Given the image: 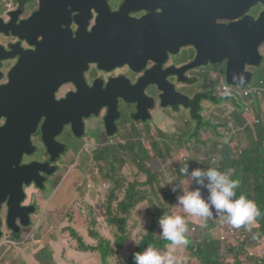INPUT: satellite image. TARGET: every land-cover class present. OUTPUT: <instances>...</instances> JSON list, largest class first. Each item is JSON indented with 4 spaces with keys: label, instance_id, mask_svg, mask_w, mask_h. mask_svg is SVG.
<instances>
[{
    "label": "flooded vegetation",
    "instance_id": "1",
    "mask_svg": "<svg viewBox=\"0 0 264 264\" xmlns=\"http://www.w3.org/2000/svg\"><path fill=\"white\" fill-rule=\"evenodd\" d=\"M251 1L246 0L241 10L232 13L229 9L234 0H0V254L11 252L13 249L9 245L14 248L16 239L14 228L11 226L13 215L8 208L10 203L14 207L16 203V198H12L16 192L13 144L15 141L24 142L25 127H21L18 119L14 120L13 112L9 109V104H6V112L11 118L9 122V118L3 114L5 110L2 109V102L4 94L8 95L10 92L5 89L10 85L11 74L19 67V62L25 63L27 60L22 85L19 84L16 91H13V98L18 95L32 97L38 101L36 103L38 109L44 107L56 112L54 115L61 120L60 123L54 122L55 130L47 137L49 143H53L54 146L51 154L44 140L43 119L33 127L35 133L31 143L35 150L32 154L24 153L20 158L19 167L33 166L34 170L31 172L26 170L29 177L23 185L26 196L22 207L38 209L41 207L39 202L41 195L54 194L52 190L62 172L63 157L72 151L79 153L84 142L91 147L95 143L97 145L105 143V140L109 142L125 130L131 133L134 127L138 129L148 123L157 127L154 123V116L157 113L164 114L171 110L178 115L188 110L189 108L181 106L162 108L165 92L170 94L171 87L176 90V95L188 97L190 105L193 98L195 100L196 96L191 97V93L178 91V82L196 85L200 84L201 79H207L210 85L207 77H201H210V74H205L202 69L214 67L216 78L212 79L211 86L213 85L218 92L217 84L222 83L223 93L230 89L225 86L227 82H233L232 78L237 72L234 67L237 66L240 68L239 71H242L237 77V82H241L244 75L248 76L250 74L248 68L243 66L244 63H248L247 60L243 61L229 55L214 56L211 49L204 48L206 17H210L214 23L216 35L220 32V27H231L246 19L249 24L264 12L262 4L257 7L258 11L260 10L259 14H255L253 7H244ZM37 14H41L39 27H34L31 20ZM81 29L87 34H95L97 39L92 40L93 49H101L103 53L110 49L111 52L101 60L97 59L103 53L96 55L95 63L89 66L83 77H78L76 72L74 82L58 85L60 80L73 73L72 64L69 65L66 75L62 74L55 78L56 82L54 78H50L49 81L47 77L41 79L36 69L39 67L35 58L37 51L39 49L42 51L46 67L48 63H63L65 59L69 64ZM193 41L199 43V49L191 45ZM206 46H210L207 41ZM126 47L130 48L131 55L126 51ZM165 48L173 50L164 51ZM197 50H201V53ZM121 53L123 58L119 59ZM5 57L8 59L5 60ZM225 58H228L226 71L223 63ZM231 63L233 67L229 75L227 67ZM188 67L193 69L185 73L182 81L178 73ZM146 74L149 86L144 88L142 82ZM151 89H155L157 94L153 93L152 96ZM22 90L24 94H20ZM202 91L206 93V90ZM80 92L84 94L81 99L89 111L84 110L78 115L81 118L90 113L91 116L87 121L83 119L82 130L78 125L75 130L73 123L62 122V112L57 113V109L68 97H76ZM198 94L197 91L196 95ZM43 97L48 98L44 104L40 99ZM144 97L154 101V110H149L148 104H143L147 102ZM139 103L141 108L149 113L151 117L149 121L137 119ZM158 104L161 108H158ZM76 108L77 102L69 106L72 122L78 116H74ZM91 120L98 123L92 124L87 130V124H90ZM10 124L12 126L9 128ZM8 129L16 132L9 133L10 139L9 136L3 137ZM67 131L81 143L70 146L63 142L62 137ZM15 151L17 154L18 150ZM36 216L37 213L29 216L30 224L26 227L19 218L15 220L16 225L21 228L18 238L27 228L34 225ZM6 246L8 248L2 252Z\"/></svg>",
    "mask_w": 264,
    "mask_h": 264
},
{
    "label": "trees",
    "instance_id": "2",
    "mask_svg": "<svg viewBox=\"0 0 264 264\" xmlns=\"http://www.w3.org/2000/svg\"><path fill=\"white\" fill-rule=\"evenodd\" d=\"M225 86L230 89L232 87L228 82ZM210 88L211 91L204 93L201 90L195 97L194 103L189 107L191 109L190 120L180 119L177 121L180 125L178 134L165 133L147 122L145 127L131 129V133L122 132L118 137L110 139L109 142L92 145L90 154L102 182L113 187L109 198L121 201L118 209L119 218L114 219L104 211L106 222L114 233L113 241L107 240L95 245L93 240V243L87 244L79 237L77 231H73V237H79L80 245L76 249L77 251L84 254H100L103 264H135L134 253L142 252L148 245L162 252L167 251L171 245L159 236L161 229L158 223L159 217L166 213L183 215L187 220L188 244L182 257L183 264H190L188 256L196 258L197 264H264V249L260 251L254 242L248 239L249 231L257 227L264 242V212H261L253 225L243 226L242 232L236 233L233 240L226 236L223 237L224 235L215 236L213 233V228L217 224L215 219L209 218L206 226L204 222L202 227L195 226L193 218L175 206L176 197L180 191L178 189L176 193H173L171 188L181 181L175 177L173 169L168 168L167 165L165 173L171 174L172 181L166 182L164 171L157 172L153 166V163L158 161L173 162L172 156L178 152L191 153V158L186 160L189 171L197 167H215L226 172L230 178L240 182L239 188L236 189V198L244 194L252 200L251 193L256 191L257 202L262 204L264 210V130L261 128V124H257L260 119L256 114L255 129H252L248 123L240 126L235 114H231L230 117L226 115L225 110L216 108L215 114H221L224 117L216 115L220 123L214 126V116L210 118V121L204 117L205 113L209 111L203 104L207 102L211 105H219L229 100L237 103V100L233 98L234 94L230 89L223 92L222 96L225 97L222 100L217 90L215 91V87L212 85ZM241 130H246V137L251 140L249 145L242 144L236 138L237 132H241ZM204 133H211L223 141H226L228 136L230 142L223 145L229 150H227L225 159L221 154L215 161L211 159V154L215 155L219 152L216 148L223 146L219 143H212L211 146L215 144L214 149L209 150L210 140L203 141ZM199 135L200 140H198ZM257 141H259L258 149L252 150L254 142ZM192 144L195 146L194 148H191ZM188 146L190 148L186 149ZM181 166L175 168L178 177ZM256 171L258 172L257 178L252 176ZM130 176H132L133 182L130 180ZM179 178L183 179L184 177ZM40 239L41 237L38 235L36 240ZM51 239L56 238L52 235ZM16 241H21L18 235L14 242ZM9 246L13 250L8 254L6 252L0 254V264H23L11 257L14 248L12 245ZM41 247L40 243L33 245L32 252L36 263L57 264L55 249L52 245L47 244ZM6 248L8 247H4L2 252L6 251ZM179 248L176 247L174 251L173 247L172 250V253L176 252L177 257L180 255ZM251 252L254 255H251ZM230 257H235V261L231 262Z\"/></svg>",
    "mask_w": 264,
    "mask_h": 264
},
{
    "label": "rangeland",
    "instance_id": "3",
    "mask_svg": "<svg viewBox=\"0 0 264 264\" xmlns=\"http://www.w3.org/2000/svg\"><path fill=\"white\" fill-rule=\"evenodd\" d=\"M264 6V3L262 4ZM255 14H259L257 8L254 9ZM254 14V13H253ZM246 20H242L239 23H245ZM247 23V22H246ZM249 63H244L243 66L248 68V73H253L255 75V80L252 83L253 85H259L262 80H264V59L260 62L261 69H253L254 66L252 65L255 63L254 59H247ZM254 60V61H253ZM251 62V63H250ZM225 64L224 69L226 71V64H228V58H225L223 61ZM195 65H198L195 63ZM215 66V65H214ZM222 66V65H220ZM195 67V66H193ZM204 70L205 74L209 76H201L207 77L211 84L212 79L216 78L214 76V67L202 69ZM195 75V74H194ZM196 77V75H195ZM238 74L235 72L234 77L232 78V87L231 90L234 94L233 98L237 100V103H233L232 100L228 102H222L221 104H210L205 102L203 105L209 111L205 113V118L210 121V118L214 116V126L220 123V120L217 118L215 114L216 108L223 109L227 112L226 115L231 117V114H235V117L238 118V124L240 126L245 125L247 123L246 118L251 122V116L257 117L261 120V128L264 130V92L260 94H254L252 92L244 91L242 89L237 90L235 88V84L237 82ZM197 78V77H196ZM217 81V79H216ZM200 84H181L177 83V88L179 92H184L187 94L188 92L191 93V97H195L196 92L201 90L211 91V84L207 79L200 80ZM217 87L219 89L218 95L221 96L222 99L225 96H222V83H218ZM155 89H151V95L157 94L154 91ZM244 93L250 95L249 99L244 97ZM185 97V96H183ZM189 100L188 97H185ZM223 100V99H222ZM190 101V100H189ZM194 103V98L191 104ZM158 108L159 104H158ZM158 108L155 110L158 111ZM249 109L247 112L246 110ZM190 112L191 109L182 111L180 114H175L168 110L166 113H157L154 116V123L157 125L156 128L159 130H163L165 133L168 134H178L180 125L177 123L180 119H189L190 120ZM217 112V110H216ZM89 118L86 119V121ZM98 121L91 120L90 124H87V130L90 129L92 124H97ZM255 129V128H252ZM223 130V129H222ZM95 130L93 129L92 132ZM125 133L128 134L129 131L125 130ZM237 137L241 143L244 145H249L251 140L247 138L246 130L241 132H237ZM235 135V136H236ZM203 141H209L210 144L208 145L209 150L214 149V145L219 143L221 146L225 145L226 142L220 140L218 137H215L211 133H204ZM220 137V136H219ZM234 138V137H233ZM200 140V135L199 139ZM62 141L67 143L70 146H77L81 142L79 140H75L71 132L67 131L64 136L62 137ZM232 141V140H231ZM105 142H107L105 140ZM111 142H113L111 140ZM258 142H254L252 150L258 149ZM84 142L82 147L79 150V153L69 152L67 155L63 157V168L62 172L56 180V186L52 190L54 192L53 195H41L40 202V213L38 216L34 218V225L30 228H27L25 232L20 236L21 241H16L14 245V252L11 256L14 259L19 260L23 264H38L36 263L35 259L33 258V245L36 243H40L43 246L50 244L52 245L53 249H55V259L57 264H103L102 256L100 254L88 253L84 254L76 249L78 248L79 244V237L82 238L83 242L87 244L93 243L95 241V245L98 243L106 242L107 240H114V233L112 228L106 222V217L104 215V211L108 213L112 218L118 219L119 213L118 209L120 208L119 205L121 201H118L113 198H109L110 191L113 188L110 184L102 182V178L99 175V171L95 166L94 160L92 155L90 154L91 145ZM95 143V141H93ZM212 143H215L211 146ZM240 143V144H241ZM195 146L192 144L191 148ZM190 146L186 147L189 149ZM218 153L211 154V159L215 161L218 159V155L225 159L227 155V150L225 146L217 147L216 148ZM229 151V150H228ZM212 153V152H211ZM192 154L187 152H178L174 156V161L165 160L158 161L157 163H153L154 169L157 172L165 173V170L168 168L173 169V174L176 178H178L181 182H179V186L181 189L187 191L189 188L195 187V185H191L190 179L184 177L180 179L178 174L175 173V168L179 165H183L187 163L186 160L191 158ZM202 161V160H200ZM188 164V163H187ZM236 172V170H235ZM130 175V174H129ZM252 176H258V172H254ZM241 179L240 177H238ZM130 180L133 182L132 176H130ZM165 180L166 182L172 181L171 174L168 175L165 173ZM46 187L48 184H45ZM62 188L61 190H59ZM33 193V192H32ZM48 194V193H47ZM57 194V195H56ZM181 194V193H180ZM252 200H254L260 209V212H264L262 209V204H258L256 191L251 193ZM61 199V200H60ZM182 210V209H181ZM183 211V210H182ZM136 214V213H134ZM190 218L193 216L187 214ZM216 220V226L213 228V233L215 236L217 235H224L230 240H233V233L240 229H233L230 225L223 223L220 219L216 218L215 215L212 217ZM95 222V223H94ZM258 228H252L248 235V239L254 242L255 246L261 251L264 249V242L258 233ZM73 231H77L79 237H73ZM20 233H14V237H16ZM259 234V235H257ZM40 235L41 239L36 240L37 236ZM52 235L57 241L52 240ZM256 236V238H254ZM41 247V248H42ZM174 251L176 247L179 248L180 255L177 257L176 252L172 254L175 255L180 264H183V255L186 252L185 246H172L170 249L168 248L167 251ZM87 252V251H86ZM85 252V253H86ZM190 264H197V259L192 257H187ZM229 260L231 262L235 261V257H230Z\"/></svg>",
    "mask_w": 264,
    "mask_h": 264
},
{
    "label": "water",
    "instance_id": "4",
    "mask_svg": "<svg viewBox=\"0 0 264 264\" xmlns=\"http://www.w3.org/2000/svg\"><path fill=\"white\" fill-rule=\"evenodd\" d=\"M246 0H234L233 4L230 6L229 10H232V13L238 12L243 8V4ZM264 0H252L248 5V7H253L257 8L260 4H263ZM41 17V14L35 15L31 21H33L34 27L37 26L39 27V19ZM210 17H206V34H205V48L204 50L211 49L213 51L214 56H219L221 55H229L233 58H240L241 60L245 61L247 59H254L255 63L252 65L254 66L253 69H261V64L260 62L263 61V58L261 55H264V12H262L260 15H258V19L255 21H251L249 24L247 22L245 23H239L236 25H232L231 27H228L226 30H224L222 27H220V32H218V35H216V29L215 25L213 22H211ZM21 29V28H19ZM20 36V34L18 35ZM97 39L95 34H87L84 29H81L79 32V38L78 41L74 44L73 47V52L71 55V60L69 64H67L66 59L65 61L63 60V63H48L47 67L45 66L44 63V57L42 51L39 49L35 55V58L37 59L39 67H36L37 73L39 74V77L41 79L47 77V81L50 80V78H54V81L56 82L57 80L55 79L59 75L61 76L62 74L66 75V71L68 70V67L70 64L74 66L73 73L67 75L66 77L63 78V80L58 82V85L61 86L64 83L68 84L71 83L72 81L74 82L76 80V72L78 74V77H83V74L88 71L89 66L94 62V59H96V55L103 53V50L101 49H93V44L92 40ZM206 41L209 43L210 46H206ZM170 42H174L171 41ZM157 46H159L158 43L155 42ZM191 45H194L196 48L199 49V43L193 41ZM106 46V45H105ZM123 50V48H122ZM173 50L171 48H165L164 51H170ZM202 50V52H204ZM126 51L131 55V50L129 47H126ZM198 53H201V50H197ZM110 49H108L106 52H104L97 60H101L105 55H108L110 53ZM176 53V51H174ZM120 58H123V55L121 53ZM7 60L8 58H4ZM95 60V61H97ZM253 60V61H254ZM21 61L19 62V67L15 69L12 74H11V83L10 85L5 89L9 94L7 93L4 94L3 96V102H2V109L5 110L3 112L4 116L9 118V122L11 120L10 116L6 112L7 107L5 106L6 104H9V109L12 110L13 115H14V120L18 119L19 124L21 125L22 128H24V142H18L15 141L13 144L14 147V160H15V190L16 192L12 195V198H16V203L15 207L10 203L9 212H12L13 215V223H12V228H14L15 233H20V228L18 225H16L15 220L17 218L20 219L22 225L26 227L27 225L30 224V214H33L36 211L35 207H22V203L25 199V192L23 190V185L25 184L26 178H28L29 174L27 173L28 171H34L33 166L31 167H19L20 164V158L23 156L24 153L32 154L34 147H32L31 143V138L34 135L35 131H33V127L38 121L45 120V124L43 127L44 131V140L46 142L47 147L49 148L50 154L52 153L53 150V143H49V138L53 133L54 127V122L60 123L61 120L58 118V116H55L54 114L56 112L49 111L45 109L44 107L38 109L36 103L38 102L37 100H34L32 97H21L18 95L17 97L13 98V91H16L17 87L20 86L19 84L22 85V79L24 77V70H25V63ZM248 62V60H247ZM249 63V62H248ZM251 63V62H250ZM231 67H233V64L231 63L229 67H227V72L230 75L231 74ZM46 68V69H45ZM193 68H189L186 70L179 71L178 77L182 80V77H184L185 73L189 72ZM234 69L237 71L238 76H240L242 71H239V67H234ZM41 71V72H40ZM177 71V70H176ZM175 71V72H176ZM252 80V75H249L245 80L242 82L236 83L235 87L238 88H245L251 83ZM148 75L146 74L145 79L142 82L143 87H148L149 82H148ZM184 81V80H182ZM183 83V82H182ZM228 84L232 85V82L228 81ZM142 85H139L141 87ZM162 90V89H161ZM163 91V90H162ZM176 90L171 87V93L169 94L168 92H165V95L163 97V103H162V108L167 109L169 107L175 108L178 106L184 107L185 109H188L190 107L189 100L183 97L180 94H175ZM20 94H24V91L22 90ZM84 94L80 92L76 97H68L66 102H63V105H59L57 109V113L60 111L62 112V117H63V123L65 124H72L74 125V129L76 130V127L78 125L79 129L82 130L83 128V119L90 118L91 114H85L80 118V114L82 111L87 110L86 105L84 103V100L81 99ZM147 102H144L143 104H148V109L149 110H154L155 105L154 101L150 98L144 97ZM42 101V104H44L48 98L43 97L40 98ZM77 102V108H76V116L75 120L72 122V117L69 114L70 109L69 106L73 103ZM138 120H145L149 121L150 116L149 113L143 108H141V105L139 103L138 107ZM73 116V117H74ZM80 122V123H79ZM26 125V126H25ZM12 126L10 124L9 128ZM9 130V129H8ZM50 130L51 132H49ZM14 131V132H13ZM13 134L15 130L10 129L9 131L4 133V138L10 139L11 136L10 134ZM114 134V133H113ZM112 134V135H113ZM111 135V136H112ZM52 142V140H51ZM62 147V146H61ZM64 149V147H62ZM18 150L17 154L16 151ZM17 168L21 169L18 170ZM28 170V171H26ZM21 187H20V186ZM12 202V199H11Z\"/></svg>",
    "mask_w": 264,
    "mask_h": 264
},
{
    "label": "clouds",
    "instance_id": "5",
    "mask_svg": "<svg viewBox=\"0 0 264 264\" xmlns=\"http://www.w3.org/2000/svg\"><path fill=\"white\" fill-rule=\"evenodd\" d=\"M222 28L226 29L228 27ZM261 56L264 59V55ZM235 88L244 90V88ZM231 92L233 91L231 90ZM247 123L250 125L249 120H247ZM257 124H261V122L257 121ZM224 142H230L228 136ZM179 174V177L190 179L191 185H195V187L185 191L181 189L179 184L174 185L171 191L176 193L179 189L181 193L176 197L175 206L182 209L184 213L199 217L205 226L207 220L215 215L216 218L230 225L233 229H240L242 226L253 225L257 217L261 215L260 209L254 200L249 199L244 194L236 198V189L239 188L240 182L230 178L226 172H222L215 167H197L189 171V165L184 163L179 169ZM35 208L34 213L39 214L40 207ZM158 223L161 229L159 236L168 241L170 245L187 246L186 233L188 232V225L185 216L163 213L159 217ZM238 232H242V230L233 233L234 239ZM251 255L254 254L251 252ZM134 262L135 264H180L178 258L171 251L162 252L151 245H148L142 252L134 253Z\"/></svg>",
    "mask_w": 264,
    "mask_h": 264
},
{
    "label": "crops",
    "instance_id": "6",
    "mask_svg": "<svg viewBox=\"0 0 264 264\" xmlns=\"http://www.w3.org/2000/svg\"><path fill=\"white\" fill-rule=\"evenodd\" d=\"M249 75H252L251 83L248 86H246L243 91L251 90V91H254V92H258V91L264 90V80H262L259 85H253L252 83L255 80V75L253 73H250ZM248 76H245L244 75L243 80H245ZM254 119H255V117L254 116H251V122H250V127L251 128H255V126H254ZM246 120H248V119L246 118ZM259 122H261V120ZM192 218L195 221V223H194L195 226H199V227H202L203 226V222L201 221V219L199 217L193 216Z\"/></svg>",
    "mask_w": 264,
    "mask_h": 264
},
{
    "label": "built area",
    "instance_id": "7",
    "mask_svg": "<svg viewBox=\"0 0 264 264\" xmlns=\"http://www.w3.org/2000/svg\"><path fill=\"white\" fill-rule=\"evenodd\" d=\"M248 92H252V93H254V94H260V93H262V91H258V92H254V91H248ZM245 97H246V98H248V97H250V95H249V94H247V93H245ZM246 111L248 112V111H249V109H247Z\"/></svg>",
    "mask_w": 264,
    "mask_h": 264
}]
</instances>
